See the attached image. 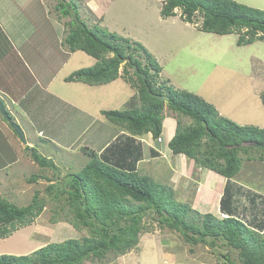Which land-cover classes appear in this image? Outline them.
<instances>
[{"label":"trees","instance_id":"1","mask_svg":"<svg viewBox=\"0 0 264 264\" xmlns=\"http://www.w3.org/2000/svg\"><path fill=\"white\" fill-rule=\"evenodd\" d=\"M77 1L56 0L54 7L59 17L68 18L62 43L70 52L84 51L96 62L74 70L65 80L98 85L123 76L137 89L135 97L140 104L102 113L132 136L151 133L157 140L162 133L165 104L170 111L190 118L188 124L177 120L167 146L173 154L192 160L196 167L227 179L220 198V210L225 216L206 212L196 217L190 214L188 204L175 200L170 187L135 168L108 163L90 148L82 147L89 161L77 172H67L60 179L43 174L27 178L30 183L39 179L49 182L43 191L33 192L27 205L19 206L0 196V238L33 223L49 200L56 203L54 215L64 212V220L78 230L87 229L88 235L46 242L27 254L3 253L0 264H84L86 260H101L108 253L123 255L138 244L143 218L150 213L159 224L179 232L190 245L202 244L217 250L222 264H264V226L260 223L257 228L255 222L253 228L235 215L236 199L228 183L237 176L244 159L264 160V155H247L248 148H252L248 142H264V128L240 125L223 117L211 103L193 92L174 88L169 79L156 86L162 67L152 53L140 42H130L96 24L89 26L80 17ZM175 9H180L182 20L189 23H195V15H200V31L238 33V45L264 41L262 9L235 0H163L160 14L167 18L176 15ZM121 64L124 67L120 74ZM155 94L166 95L168 100L161 101ZM261 99L264 106L263 93ZM26 148L39 167L58 172L51 157L35 146ZM241 152L247 157L240 156ZM259 197L264 202V197Z\"/></svg>","mask_w":264,"mask_h":264},{"label":"rangeland","instance_id":"2","mask_svg":"<svg viewBox=\"0 0 264 264\" xmlns=\"http://www.w3.org/2000/svg\"><path fill=\"white\" fill-rule=\"evenodd\" d=\"M142 1H147L148 3ZM235 1L264 10V0ZM46 3H50V0H46ZM76 3L81 19L86 21L89 26L96 24L101 28L127 38L130 42H140L152 53L162 67V70L158 74L156 86L159 85L161 80L168 79L167 77H169V84L174 88L197 94L205 101L211 103L223 117L240 125L264 128V106L261 99V94H264L263 40H255L250 44L238 45V33L221 35L200 31V15H195V23H184L185 21H182L180 16V9H175L176 15L164 18L160 14L163 0L105 1V5H108L109 9H105L102 6L100 12L103 15L98 12L96 14L97 18L95 17L96 19L93 18L92 13L85 9V2L83 0H79ZM101 3H104V0ZM55 4V0L51 2V14L54 17L46 20L47 28L45 31L49 33L51 41L56 45V40L59 43L62 40L61 33L59 38L57 36V28H65L64 22L68 18L59 17V14L53 7ZM42 11L43 6L39 5L38 19L42 16ZM49 20L50 23L48 24ZM58 21L61 26L57 23ZM63 28L62 30L64 31ZM62 34L65 36V33ZM56 51L60 53L59 49ZM60 54L63 55L62 53ZM52 55V59L54 60L57 54L54 52ZM95 62L96 59L84 51H76L70 54V58L65 65V70L70 74L77 68L92 66ZM123 67L124 64H121L119 68L120 74L123 73ZM62 73L64 74L65 71L62 70ZM66 85L61 80H57L54 87L56 89L61 86V88L66 89ZM71 87H74V90L68 91L71 98L68 95L67 97L73 100L74 104L72 106L80 108L84 100L88 109H84L87 115H89L90 110L98 112L97 105H99V102L97 101L99 100L97 98L99 95H101V99L109 101L108 105L102 106L106 110H123L140 104L138 98L135 97L137 89L121 75L118 79H115L112 85H104V88H99L95 92L89 90L88 86L81 82ZM130 88L132 92H130ZM82 90H84L83 98ZM43 98L45 99V96ZM92 98L95 99L94 105H96L93 108H91L93 104L89 102ZM50 103L47 96L46 101L43 102L39 110L45 112L46 109H49ZM15 108L18 110V107ZM18 112L22 116L20 117L21 121L17 118L16 114L13 115L19 120L18 122L26 133V137L30 140L37 137V130L33 127L35 124L30 122L22 111L18 110ZM76 112V109H72L70 116L73 115L72 113L75 115ZM90 114V118L86 114L81 115L82 118L77 124L69 121L67 132L63 127V122H60L56 126L58 128L52 129V135L56 136V133H58L60 139L74 141L75 143L72 145H75L76 149L69 148L67 151L58 149L48 141L42 143L41 138L39 142L35 141L33 143V141H27L23 143L19 138L14 137L19 146L20 159L18 160L19 163H16L17 165L15 164L16 166L13 167L14 170H0L4 171V173L6 171L9 173L8 176L0 173V179L3 177V183L0 185V196L19 206L27 205L31 201L33 192L35 190L43 191L48 184V181L45 179H39L37 182L30 183L27 180L29 176L43 174L52 179H60L67 172H77L80 170L89 161V157L77 148L84 145L89 147V143L90 141L92 142L94 137V135H89L88 137L83 136L82 139H79L80 133H83V129L88 121L90 126L93 125L88 130V133L95 131L98 125V122L94 125L95 118H97L96 114L93 111ZM164 114L173 115L176 120L181 121L183 124L191 122L190 118L170 111L166 104L163 109ZM1 119L8 123L2 117ZM104 121L113 127L112 123L107 119ZM10 128L12 127L10 126ZM110 129L106 130V136L102 135V133L100 134L104 137L105 141L110 137ZM166 130L167 128L165 127L163 129L164 145L166 144ZM47 137L49 138L50 136ZM26 146H35L46 157L53 156L58 165V172L55 171L53 173L50 169L39 167L32 159L30 151ZM251 146L252 148H248V156L257 157L258 154L264 155V150H259L254 145ZM240 156L247 157L242 152ZM8 159L11 158L8 156ZM167 159H162L161 157L154 159L149 163L148 168L143 171L150 172V177L155 182L170 187L174 192L175 200L186 203L191 207L192 211L190 214L197 217L202 213H206V210H211L210 212L214 215L222 217L220 212H216L215 209L212 210L209 206L206 208L205 205L207 204H201L206 199L204 194H202L203 188L201 187L203 185L196 188L195 185L198 183L195 181V175L191 174L192 170L179 171L178 176L171 177L173 173L168 168L169 162ZM186 159L188 158L186 157ZM140 172L142 173V171ZM171 178L172 180L174 178L176 182L170 183ZM234 179L258 192L254 193L253 190L248 189L246 193H242L241 190H234L238 184H234L232 180L228 182L230 183L229 187H231L230 191L234 192V197L241 199L246 205H248V201L251 204L252 210H249L247 207L245 212H242V218L246 221H255L257 228L260 227V223L264 226V202H260V197L257 195L259 193L264 195V160L260 161L256 158L244 159L242 168ZM187 181L191 182L189 188H185L188 185L186 184ZM12 183L14 186H11ZM248 195L251 197L256 196L252 199L248 198ZM55 206L56 203L54 201H47L43 212L33 223L18 229L10 236L0 239V254H27L46 242H61L68 238H80L88 235L87 229L82 228L78 230L64 220V212L54 215L56 214L54 212ZM240 208L241 205L238 209ZM142 223L143 230L139 236V242L127 253L123 255L108 253L101 260H86L84 264H222L223 258L219 256L217 250H213L209 246L202 244L190 245L182 239L179 232L159 224L153 218V213L147 214L143 218Z\"/></svg>","mask_w":264,"mask_h":264},{"label":"crops","instance_id":"3","mask_svg":"<svg viewBox=\"0 0 264 264\" xmlns=\"http://www.w3.org/2000/svg\"><path fill=\"white\" fill-rule=\"evenodd\" d=\"M17 1L18 3H16ZM53 1L54 0H50V3H46V0H0V101L11 118L20 126L23 132L24 130L18 122L19 120L21 121L20 117H22L18 110L22 111L26 115V118L35 124L33 127L37 130V137L31 138L32 140H30L26 137V133L24 132L26 142L33 141L34 143L35 141L39 142L42 139V143L48 141L58 149L66 151L69 148L76 149L75 145H72L75 143L74 141H64L63 139H60L58 133H56V136L52 135V129H54L60 122H63V127L67 132L69 127L67 124L69 121L77 124L82 118L81 115L83 116V114H86V116L90 118V113L93 111L97 117L95 118L94 125L96 122H98V125L95 128V131L88 133V130L93 127V125H89L90 123L88 121L83 129V133H80V138H78L82 139L83 136L88 137L89 135H94V137L92 142L89 140V147L86 145L82 147L90 148L96 152L99 158L107 162L109 161L108 163L121 166L125 169L135 168L138 172L142 171V174H146L148 176H150L151 173L143 170L148 168L149 163L152 160L160 157L162 159L168 158L167 160L170 165H168V168L173 173L171 177L178 176L177 174H179V171L192 170L191 174L195 175V181L198 183L195 185L196 188L197 186L203 185L201 187L203 188L202 194H204L206 199L203 203L201 202V204H207L205 205L206 208L209 206L212 210L215 209L216 212H220L222 216H225V214H223L220 210V198L226 186L227 179L214 171L196 167L193 162H189L192 160L186 159L183 154H173L167 146L168 141L174 135L177 123V120L173 115H163L164 119L162 121V133L160 136L162 140L157 141L152 137L151 133H146L140 136H132L116 124L112 123L113 127H111L108 123H106L104 120L107 118L102 113V111L106 109H103L102 106L108 105L109 101L101 99V95L97 98L99 100L97 101L99 102V105H97V111L100 114L95 110H90L89 115H87L84 111V109L88 110L84 100L80 105L81 109L72 106L74 103L72 99L68 98L70 97L68 91L74 90V87L71 86L79 83V81L65 80L66 75H69L67 70H65V65L70 58V54L73 52L68 50V48L62 43V40L60 43L56 40L55 45V43L51 41L49 33L45 31L47 28L46 20L54 17L51 14L52 9L50 7L51 2ZM83 1L85 2V9L92 13L94 19L97 18L96 14L98 12L101 13L100 11L102 6L105 7V9L108 8V5H105V1L109 2V0H104V3H101L103 0ZM142 2L148 3L147 1ZM39 5L43 6V11L41 14L42 16L38 19L37 13L39 11ZM49 23L50 20L48 24ZM57 23L61 26L59 21ZM62 28L63 27L57 28V36L59 38L61 33V39H63L64 36L62 33H65V28H63L64 31ZM57 49H59L60 53L63 55L57 52ZM54 52L57 54V57L53 60L52 54ZM62 70L65 71L64 74L62 73ZM167 78L170 79L169 77ZM57 80H61V82L67 84L66 89L61 88V86L55 89L54 85ZM114 81L98 85H90L83 82L81 83L88 86L89 90L95 92L99 90V88H104V85H112ZM82 91L83 98L84 90ZM130 92H132L131 88ZM43 96H45V99ZM47 96L51 102L49 104V109H46L45 112H41L39 109L41 108L43 102L46 101ZM92 100H89V102L93 104L91 108L96 106L94 105L95 99L92 98ZM15 107H18V110ZM72 109H76L77 112L75 115L72 113L73 115L70 116ZM13 114H16L19 120ZM165 127L167 128V133L165 138L166 144L164 145L163 129ZM108 128H111L110 137L105 141L102 135L106 136V130ZM101 133L102 135H100ZM47 136L50 137L48 138ZM14 137L18 138L17 134L14 130H12V128H10L9 124L3 121L0 117V170H14L13 167L17 165L16 163H19V146L14 140ZM82 147L77 149L81 150ZM8 156L11 159H8ZM51 158L53 159V156H51ZM53 161L58 167L56 161L54 159ZM0 173H4V171H0ZM8 174V171L4 173L6 176H8ZM2 178L3 177L0 179V185L3 183ZM188 178L190 179V177ZM171 182L176 181H174V178L173 180L171 178L170 183ZM232 182L234 184H238L234 190H241L242 193H246L248 189L253 190L252 188L245 186L246 184L244 185L235 179H232ZM186 184L188 185L185 186V188H189L191 182L187 181ZM11 186H14L13 183ZM253 192L258 193L254 190ZM257 195L258 197H264L261 193ZM247 197L254 199V197H251L250 195ZM235 199L237 208L235 215L244 220L242 218L243 213L247 207L249 210H252L251 204L248 201V205H246L237 197H235ZM240 205L241 208L238 209ZM206 211L210 212L211 210ZM244 221L249 223L252 227L255 225V221Z\"/></svg>","mask_w":264,"mask_h":264},{"label":"water","instance_id":"4","mask_svg":"<svg viewBox=\"0 0 264 264\" xmlns=\"http://www.w3.org/2000/svg\"><path fill=\"white\" fill-rule=\"evenodd\" d=\"M156 97H158L161 101H167L168 97L166 95H161V94H155ZM0 113L3 115V117L8 121L10 126L13 128L14 132L17 134L18 138L23 142L26 143V138L24 135V132L20 128V126L11 118L9 113L6 111L4 105L0 101ZM247 144L249 145H254V146H259V147H264V142L259 143L257 141L253 142H248Z\"/></svg>","mask_w":264,"mask_h":264},{"label":"built area","instance_id":"5","mask_svg":"<svg viewBox=\"0 0 264 264\" xmlns=\"http://www.w3.org/2000/svg\"><path fill=\"white\" fill-rule=\"evenodd\" d=\"M161 140H162L161 137L157 138V141H161Z\"/></svg>","mask_w":264,"mask_h":264}]
</instances>
